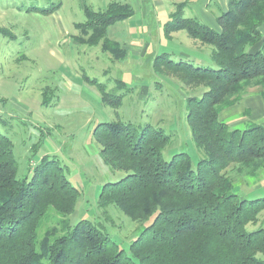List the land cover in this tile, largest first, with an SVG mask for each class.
Returning <instances> with one entry per match:
<instances>
[{
	"label": "trees",
	"instance_id": "trees-1",
	"mask_svg": "<svg viewBox=\"0 0 264 264\" xmlns=\"http://www.w3.org/2000/svg\"><path fill=\"white\" fill-rule=\"evenodd\" d=\"M86 19L75 26L78 42L95 46L116 59L129 50L107 36L118 21L134 15L129 2L113 0L102 11L86 0ZM188 1L176 4L164 24V35L184 30L202 43L213 46L216 67L175 61L167 53L157 54L154 66L171 73L187 85H202L201 96L187 99V121L196 146L204 155L194 166L188 152L167 160L163 150L170 136L163 128L147 124L138 129L130 122H100L93 130L101 145V156L112 170H124L120 180L106 182L99 204L118 206L127 216L149 222L131 243V256L94 222L81 219L38 229L49 210L72 214L80 191L67 178L66 167L57 158L42 157L29 180L17 177V160L11 138L0 130V264H264V227L249 230L264 210V196L240 198L231 165L249 177L258 178L264 169V126L231 128L220 112L242 100L247 88L262 87L264 97V0H228V8L216 31L199 20L184 16ZM61 2L44 9L51 14ZM0 32L10 34L0 27ZM97 86L102 102L118 107L124 94L111 93L97 79L83 74ZM117 88L126 86L117 80ZM54 95L45 88L43 104ZM2 125L9 119L0 116Z\"/></svg>",
	"mask_w": 264,
	"mask_h": 264
},
{
	"label": "rangeland",
	"instance_id": "rangeland-1",
	"mask_svg": "<svg viewBox=\"0 0 264 264\" xmlns=\"http://www.w3.org/2000/svg\"><path fill=\"white\" fill-rule=\"evenodd\" d=\"M80 1L0 0V27L10 31V34L0 32V116L9 119L7 126L0 122V130L13 142L19 179L29 180L35 165L49 155L60 160L66 167L67 178L80 191L72 214L49 210L39 226V239L46 228L57 226L62 230L63 222L72 226L85 218L107 233L125 256H131L132 241L149 222L135 221L113 204L100 206L102 186L120 180L127 172L112 170L104 162L102 147L93 130L107 120L121 119L138 129L153 124L170 136V143L163 150L165 159L188 152L196 166L204 152L196 146L189 130L187 99L201 96L206 89L158 71L154 60L157 54L167 53L175 61L183 59L195 65L216 67L211 59L213 46L190 37L184 30L176 32L173 39L165 37L164 24L176 10L175 4L186 0H122L130 3L135 14L108 29L107 36L129 50L125 58L116 59L103 51L101 44L91 46L75 38L82 36L75 23L86 19ZM110 1L113 0H87V3L96 11H103ZM58 2L62 6L50 15L29 10L48 8ZM227 8L228 0H189L183 11L185 17L221 31L218 18ZM142 26L148 31H140ZM261 29L264 31V23ZM83 74L105 84L111 93L124 94L120 106L103 103L97 86L89 84ZM119 79L126 86L118 89ZM47 87L54 89L49 105L43 104ZM261 89L248 87L243 100L223 110L220 119L231 128L264 126V118L256 108L251 106L249 115L242 112L246 97L255 96ZM234 167L231 165L228 172L235 180L239 197H263L264 169L255 179ZM259 226L264 227V210L257 222L247 228L255 230Z\"/></svg>",
	"mask_w": 264,
	"mask_h": 264
},
{
	"label": "crops",
	"instance_id": "crops-1",
	"mask_svg": "<svg viewBox=\"0 0 264 264\" xmlns=\"http://www.w3.org/2000/svg\"><path fill=\"white\" fill-rule=\"evenodd\" d=\"M186 1H188V3H189V0H186ZM81 2V6L83 7V5H84V1L83 0H81L80 1ZM86 2H87V0H86ZM180 3V2H179ZM88 4V3H87ZM177 4V3H176ZM176 4H175V6H176ZM61 6H62V2H61ZM60 6V7H61ZM133 8V7H132ZM175 11V10H174ZM173 11V12H174ZM135 12V11H134ZM133 12V13H134ZM135 14V13H134ZM171 15V14H170ZM132 17V16H131ZM75 25H76V23H75ZM74 25V26H75ZM140 31H142L143 33H144V31H148V28H146V26H142V28L140 29ZM163 32H164V29H163ZM177 32H179V31H177ZM176 32H173L172 34H171V37H170V39H173L172 37H174V34H175ZM165 38V37H164ZM169 39V40H170ZM120 42V41H119ZM122 46H124V44H122ZM127 48V47H126ZM260 87V86H259ZM262 88V87H261ZM263 89V88H262ZM262 89L260 90V91H256L255 93H256V95L255 96H248V97H246V104H245V108L244 109H242V112H243V114H247V115H249V114H251V111H252V107H254V108H256L258 111H259V115L261 116V117H263L264 118V115H262V114H264V104H263V101H264V97L262 96V94H261V91H262ZM245 96V95H244ZM244 98V97H243ZM243 98H242V100H243ZM238 103H240V101L238 102ZM238 103H236V104H234V105H232V106H230V107H227V108H231V107H234L235 105H237ZM252 106V107H251ZM226 109V108H225ZM225 109H223V110H225ZM222 110V111H223ZM221 111V112H222ZM221 112H220V114H221ZM256 119V118H255ZM262 123H264V120H263V122Z\"/></svg>",
	"mask_w": 264,
	"mask_h": 264
}]
</instances>
